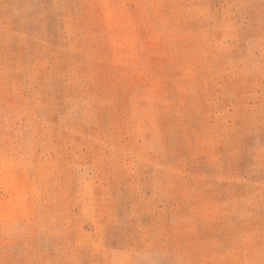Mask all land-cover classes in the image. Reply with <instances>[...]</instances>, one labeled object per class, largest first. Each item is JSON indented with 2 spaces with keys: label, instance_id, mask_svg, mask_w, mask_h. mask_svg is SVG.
Masks as SVG:
<instances>
[{
  "label": "rangeland",
  "instance_id": "obj_1",
  "mask_svg": "<svg viewBox=\"0 0 264 264\" xmlns=\"http://www.w3.org/2000/svg\"><path fill=\"white\" fill-rule=\"evenodd\" d=\"M0 264H264V0H0Z\"/></svg>",
  "mask_w": 264,
  "mask_h": 264
}]
</instances>
